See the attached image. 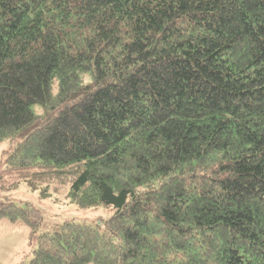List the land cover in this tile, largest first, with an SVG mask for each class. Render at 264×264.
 Listing matches in <instances>:
<instances>
[{"label": "trees", "instance_id": "obj_1", "mask_svg": "<svg viewBox=\"0 0 264 264\" xmlns=\"http://www.w3.org/2000/svg\"><path fill=\"white\" fill-rule=\"evenodd\" d=\"M4 141L2 191L114 208L17 264H264V0H0Z\"/></svg>", "mask_w": 264, "mask_h": 264}, {"label": "rangeland", "instance_id": "obj_2", "mask_svg": "<svg viewBox=\"0 0 264 264\" xmlns=\"http://www.w3.org/2000/svg\"><path fill=\"white\" fill-rule=\"evenodd\" d=\"M17 142H0V165L6 152L11 150ZM40 189H32L25 183L10 191L0 189V202H13L18 205H32L40 210L42 226L30 237V229L26 225L13 228L9 223H0V264H17L24 259H31L33 251L40 246L48 247L46 239L39 240L37 236L46 233L65 220L74 219L80 223H87L103 227L114 214L111 206H96L81 208L65 201L63 198L54 201L53 197L41 198Z\"/></svg>", "mask_w": 264, "mask_h": 264}]
</instances>
